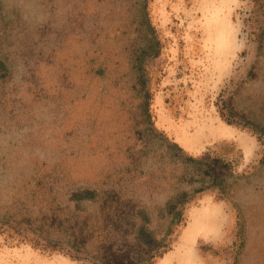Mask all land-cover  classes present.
I'll return each instance as SVG.
<instances>
[{
    "label": "water",
    "instance_id": "1",
    "mask_svg": "<svg viewBox=\"0 0 264 264\" xmlns=\"http://www.w3.org/2000/svg\"><path fill=\"white\" fill-rule=\"evenodd\" d=\"M145 5L0 0V222L102 264H150L138 211L159 241L170 220L161 227L157 213L219 181L242 219L236 264H264V164L244 178L225 175L175 149L148 116L143 66L156 39ZM229 106L264 132V34ZM78 189L98 201L77 207L68 193Z\"/></svg>",
    "mask_w": 264,
    "mask_h": 264
},
{
    "label": "rangeland",
    "instance_id": "2",
    "mask_svg": "<svg viewBox=\"0 0 264 264\" xmlns=\"http://www.w3.org/2000/svg\"><path fill=\"white\" fill-rule=\"evenodd\" d=\"M145 4L156 39L143 66L146 108L155 129L179 152L225 175L244 178L257 171L264 164V132L237 116L229 100L257 59L264 34L261 0ZM6 73L0 56V79ZM84 191L92 196L74 198ZM95 194L78 189L68 197L78 207L94 202ZM147 234L150 264H236L244 246L241 216L219 181L180 204L161 240ZM0 264L102 262L68 242L0 222Z\"/></svg>",
    "mask_w": 264,
    "mask_h": 264
},
{
    "label": "flooded vegetation",
    "instance_id": "3",
    "mask_svg": "<svg viewBox=\"0 0 264 264\" xmlns=\"http://www.w3.org/2000/svg\"><path fill=\"white\" fill-rule=\"evenodd\" d=\"M256 127V126H255ZM256 128H258V127H256ZM259 129V128H258ZM261 130V129H260ZM262 131V130H261ZM96 195V199L94 200V202H97L98 201V199H99V196L97 195V194H95ZM182 202H184V201H181V202H179L177 205H175V206H173L170 210H169V212H170V214L169 215H167L165 212H163V211H159L158 213H157V217H158V220L161 222L160 224H161V227L168 221V220H170V223H169V225L168 226H170L171 225V223H172V221H173V218H174V216H175V214H176V211H177V209H178V207L180 206V204L182 203ZM145 213V214H144ZM138 215L142 218V225H141V227L139 228V231H138V233H137V239H138V241L140 242V243H142L147 249H148V253H149V259H150V250H151V242L150 241H148L147 239H145L142 235H141V233L144 231L145 233H147V231H150L151 232V234H152V238L153 239H155V241H157L156 240V232H157V230H156V228H154L153 230H148V226H150L151 225V221H150V218H149V216L147 215V213L146 212H144L143 210H139L138 211ZM148 235V234H147ZM119 250H121V249H119ZM132 258H133V260H135L136 262H138V263H142V262H144V257H143V255L141 254V253H139V252H135V253H133V255H132ZM150 263V262H149Z\"/></svg>",
    "mask_w": 264,
    "mask_h": 264
},
{
    "label": "built area",
    "instance_id": "4",
    "mask_svg": "<svg viewBox=\"0 0 264 264\" xmlns=\"http://www.w3.org/2000/svg\"><path fill=\"white\" fill-rule=\"evenodd\" d=\"M91 196H92V194L89 191H84L81 194L75 195L74 198L76 200H82V199H85V198H89Z\"/></svg>",
    "mask_w": 264,
    "mask_h": 264
},
{
    "label": "trees",
    "instance_id": "5",
    "mask_svg": "<svg viewBox=\"0 0 264 264\" xmlns=\"http://www.w3.org/2000/svg\"><path fill=\"white\" fill-rule=\"evenodd\" d=\"M174 147H176L175 145H174ZM141 235L144 237V238H149V236L147 235V233H145L144 231L141 233Z\"/></svg>",
    "mask_w": 264,
    "mask_h": 264
}]
</instances>
